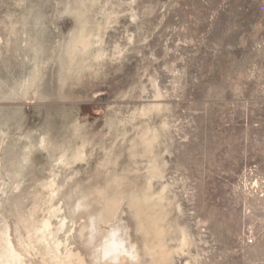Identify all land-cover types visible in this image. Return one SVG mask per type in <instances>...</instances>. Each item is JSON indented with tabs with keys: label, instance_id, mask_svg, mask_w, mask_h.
I'll use <instances>...</instances> for the list:
<instances>
[{
	"label": "rangeland",
	"instance_id": "1",
	"mask_svg": "<svg viewBox=\"0 0 264 264\" xmlns=\"http://www.w3.org/2000/svg\"><path fill=\"white\" fill-rule=\"evenodd\" d=\"M82 192L139 257L144 192L157 264H264V0H0V236L77 251Z\"/></svg>",
	"mask_w": 264,
	"mask_h": 264
},
{
	"label": "bare ground",
	"instance_id": "2",
	"mask_svg": "<svg viewBox=\"0 0 264 264\" xmlns=\"http://www.w3.org/2000/svg\"><path fill=\"white\" fill-rule=\"evenodd\" d=\"M155 138L153 136L145 140V146L148 152L152 153ZM148 168L150 179L160 176L161 170L157 165L156 158L152 157L149 159ZM146 194L142 192L139 196L133 195L129 197V203L131 205L135 203L136 206L133 208L135 209L138 226L146 236L142 257H139L140 255H138L136 245L130 242L125 227L126 224L124 225L120 221V208L125 198L123 196L112 199L105 198V204L102 207L91 205L90 208L83 209L84 200L88 197V193L82 192L76 196V199H72L74 203L76 202V209L73 210V205L71 206L73 211H70L72 214L69 217H71L70 221L73 225L71 227L74 229H72L73 235L71 238H66L69 244H76L77 251H74V248L70 249V247L68 249H61L59 241L56 242L57 239L53 243L54 246H50L48 244L49 242L47 244L45 243V255L48 258V262L45 259H42V262H37L33 254L35 253L33 251L35 246L30 245L31 240L25 243L23 238L14 239V237H11L9 229L6 228V230L3 229L4 231L0 236V241H3V244H0V264H131L132 262L137 264H157L155 255L158 256L159 253L163 254L165 252V246L160 239V235L166 229L163 224L164 214L159 212V214H156L152 208L160 204L165 199V196L159 195L152 197ZM141 198H144L147 203L146 207L143 208V213L139 210V205L137 204L138 199ZM99 223H104L106 228L101 229L98 225ZM40 229V233L36 235L37 241L44 243L47 240L46 235L49 234L48 224ZM149 237H152L153 241L152 238L150 241ZM187 242V236L183 235L180 240V246L186 245Z\"/></svg>",
	"mask_w": 264,
	"mask_h": 264
}]
</instances>
